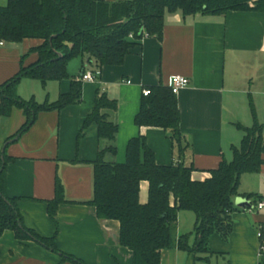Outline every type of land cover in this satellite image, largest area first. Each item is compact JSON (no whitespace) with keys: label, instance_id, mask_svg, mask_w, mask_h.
Returning <instances> with one entry per match:
<instances>
[{"label":"crops","instance_id":"crops-1","mask_svg":"<svg viewBox=\"0 0 264 264\" xmlns=\"http://www.w3.org/2000/svg\"><path fill=\"white\" fill-rule=\"evenodd\" d=\"M40 44L36 39L4 42L0 46V84L18 72L22 56L26 55L24 66L34 63L37 55L30 50ZM67 72L68 79L44 86L23 78L16 94L22 100L53 103L70 91L71 79L95 75L93 82L81 80L79 104L39 113L32 126L15 140L9 138L25 121L22 110L14 108L0 119V160L4 151L10 160L5 168L6 194L18 199L17 208L27 229L43 238L55 235L59 253L31 240L19 241L13 232L6 231L0 237V264H72L62 261L61 253L83 264H132L131 252L118 242L119 223L98 219L89 204L93 198L92 162L110 145L98 138L95 124L82 130L97 90L117 105L116 110L105 111L107 120L117 126L113 142L116 152L105 153L103 160L124 164L128 142L143 136L156 164L169 166L180 159L168 133L160 128H139L134 118L143 90L168 87L172 76L187 78L188 86L175 95L179 130L184 146H188L184 160L194 167L191 178L204 181L223 159H232L231 148L238 147L243 137L239 127L250 128L254 122L264 125V12L190 17L166 14L161 40L145 36L120 66L98 69L86 59L76 58L69 62ZM261 159L258 173L240 177L237 197L252 195V204L264 203V131ZM56 178L63 186L66 203L58 206L53 221L47 202L54 197ZM147 200L148 183L142 181L139 203L144 205ZM238 209L232 214L228 240L211 235L208 246L214 255L208 262L195 264H264V254L258 252L262 241L256 236L264 227V207ZM182 212L177 215L176 239L182 236L177 234ZM186 213L191 212L184 211L183 235L188 236L191 246L195 216ZM181 255L176 248L164 250L160 264H182V260L194 264L193 255Z\"/></svg>","mask_w":264,"mask_h":264},{"label":"trees","instance_id":"trees-1","mask_svg":"<svg viewBox=\"0 0 264 264\" xmlns=\"http://www.w3.org/2000/svg\"><path fill=\"white\" fill-rule=\"evenodd\" d=\"M230 11L264 12V0H6V4L0 6V42L41 41L38 47L30 50L37 55L36 61L24 66L26 55L22 56L18 72L0 84V119L7 117L14 108L22 110L25 117L20 129L9 139L25 133L39 113L60 111L81 101V78L71 79L70 91L55 102L42 104L33 99L22 100L16 94L23 78L37 80L43 86L50 81L68 79L67 66L76 58L86 59L98 69L120 66L145 36L161 40L166 14L220 16ZM149 91L148 96H142L134 124L139 128L166 131L180 162L157 165L143 136L128 142L124 164L105 162V153L116 152L113 142L117 133V126L107 120L105 111L116 110L117 105L97 90L82 130L95 124L98 138L107 140L110 145L92 162L93 198L89 204L95 208L98 219L119 223L118 242L131 252L132 264H160L161 252L173 248L193 255L194 264L208 262L214 255L208 246L210 236L217 234L227 241L232 232V214L239 210L234 200L239 195L240 177L260 170L264 125L254 122L250 128L239 127L243 137L238 147L231 148L232 159H223L209 172L208 179L193 181L194 167L184 160L188 146H184L180 134L175 95L162 86L149 88ZM2 157L0 237L11 231L19 241L31 240L59 253L55 235L43 238L23 225L18 199L6 194L5 168L10 160L5 151ZM142 181L148 183V200L144 205L139 203ZM244 197L248 201L254 198L252 195ZM64 203V189L56 178L54 197L47 202L50 219L54 221L58 206ZM180 211L195 216V241L191 246L187 235L178 239L174 236ZM60 256L62 261L83 264L72 256L62 253Z\"/></svg>","mask_w":264,"mask_h":264},{"label":"built area","instance_id":"built-area-1","mask_svg":"<svg viewBox=\"0 0 264 264\" xmlns=\"http://www.w3.org/2000/svg\"><path fill=\"white\" fill-rule=\"evenodd\" d=\"M3 43L0 42V46ZM82 81H86V82H93L95 80V75L93 74H84L81 77ZM189 80L187 78L184 77H180V76H172L169 79L168 82V88L171 90L172 94L176 95L181 89H184L185 87L188 86ZM150 94L149 89H145L142 91V95L143 96H148ZM250 202V201H249ZM251 208H254L255 210H261L264 207V203L263 202H257L255 204H252L250 202ZM257 238L262 241V243L259 246V255L264 254V227H261L257 230V234H256Z\"/></svg>","mask_w":264,"mask_h":264},{"label":"rangeland","instance_id":"rangeland-1","mask_svg":"<svg viewBox=\"0 0 264 264\" xmlns=\"http://www.w3.org/2000/svg\"><path fill=\"white\" fill-rule=\"evenodd\" d=\"M6 4L5 0H0V6H4ZM181 218L179 220V224L177 225V234L178 235H183L184 234V211L181 213ZM186 214H191V213H186ZM182 254L181 256H184V252L180 251ZM182 264H184V261L182 260Z\"/></svg>","mask_w":264,"mask_h":264},{"label":"water","instance_id":"water-1","mask_svg":"<svg viewBox=\"0 0 264 264\" xmlns=\"http://www.w3.org/2000/svg\"><path fill=\"white\" fill-rule=\"evenodd\" d=\"M16 138H14L13 140H15ZM1 161H3V157L1 158ZM234 205L237 208H241V209H250L251 205L250 202L244 198H240L237 197L234 201Z\"/></svg>","mask_w":264,"mask_h":264}]
</instances>
